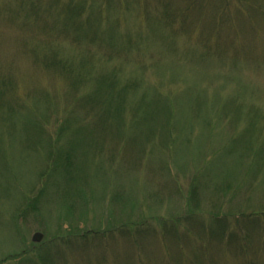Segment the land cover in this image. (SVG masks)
I'll list each match as a JSON object with an SVG mask.
<instances>
[{"label":"rangeland","instance_id":"rangeland-1","mask_svg":"<svg viewBox=\"0 0 264 264\" xmlns=\"http://www.w3.org/2000/svg\"><path fill=\"white\" fill-rule=\"evenodd\" d=\"M246 213L264 0H0V264H264L259 223L223 237Z\"/></svg>","mask_w":264,"mask_h":264},{"label":"trees","instance_id":"trees-1","mask_svg":"<svg viewBox=\"0 0 264 264\" xmlns=\"http://www.w3.org/2000/svg\"><path fill=\"white\" fill-rule=\"evenodd\" d=\"M178 189H180V190H182L183 192H184V190L185 191H188L189 190V188L187 187L186 189H184V187L182 188V187H178ZM239 216H241V215H239ZM239 216H237V217H239ZM221 217V215H214V220H213V218H212V221H211V224H209L211 227H212V225L214 224V225H217L215 222L217 221V220H220V219H222V217ZM244 217L245 218H249L248 220H249V222H247V223H244V224H240V226H239V229L238 230H236V232L235 231H233V229L231 228L233 225H231V224H229V222H230V219H226V217L224 218V222L225 223H228V224H226L225 226H222L223 228H222V234H223V237L224 238H226V239H228L230 236H232V233H235V234H237V236H241V234L243 235V236H245L244 238L245 239H247V240H249V243H251V238H252V235H254V232H255V229H254V227L260 222V220H261V216L259 215V214H249V213H246L245 215H244ZM220 218V219H219ZM186 222H184L185 223V226H176V227H181L183 230H186V232H184V233H181V236L180 237H178V238H176V239H178V241H180V242H183L184 240H191V233H190V230H192V227H194L195 226V228L196 229H198L199 230V228H198V224H197V222H196V215L194 214V213H191L190 214V216L188 217V219H184ZM245 222L246 221V219L245 220H243V219H238V222ZM131 224H133V225H135V226H138V229H139V231L141 232V230H143V229H146V228H149V225H150V222H146V223H144V224H139V223H137V222H133V223H131ZM125 225H123V227H124ZM123 227H121V229H120V227L118 226L117 228H115V229H112L111 230V232H109V233H107V234H103V233H101V234H96L97 236H99L100 235V237L101 238H105V237H107L108 235H110V234H113V233H117V234H120V235H128L129 237H130V240L131 241H133V243L134 244H139V240H140V238L142 237V236H140V235H138V233H137V231H136V235H133V234H131L130 233V230L129 231H127V230H124V228ZM158 227V226H157ZM157 227L155 228V229H153V228H149V229H152V233H153V235H154V237H156V238H158V235H159V233H161L160 235L161 236H163V237H166V233L169 231L168 230V228H166V227H163V226H160V227H163V228H165L166 230H167V232H165L163 229H158L157 230ZM174 227H175V225H172L170 228H171V231H173L174 230ZM127 232L128 234H125V233ZM257 232H259V233H261L263 236H264V222H261V223H259L258 224V231ZM244 233V234H243ZM202 239L204 240V238L202 237ZM58 241V240H57ZM205 246V242H204V245H203V247ZM27 251H25V250H23L22 251V253L21 254H23V253H26ZM12 256H14L13 254H11V257ZM16 256H18V255H16Z\"/></svg>","mask_w":264,"mask_h":264},{"label":"water","instance_id":"water-1","mask_svg":"<svg viewBox=\"0 0 264 264\" xmlns=\"http://www.w3.org/2000/svg\"><path fill=\"white\" fill-rule=\"evenodd\" d=\"M43 237V233L38 231L33 235L34 240H40Z\"/></svg>","mask_w":264,"mask_h":264}]
</instances>
